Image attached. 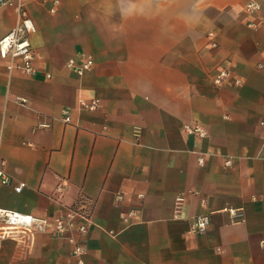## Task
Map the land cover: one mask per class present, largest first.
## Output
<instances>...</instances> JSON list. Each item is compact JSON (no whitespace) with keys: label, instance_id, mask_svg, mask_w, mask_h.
I'll return each mask as SVG.
<instances>
[{"label":"crops","instance_id":"crops-1","mask_svg":"<svg viewBox=\"0 0 264 264\" xmlns=\"http://www.w3.org/2000/svg\"><path fill=\"white\" fill-rule=\"evenodd\" d=\"M248 1L0 5V38L20 11L35 27L34 72L0 65V156L10 176L0 207L52 219L86 198L84 264H264V0L254 12ZM84 56L92 65L80 75ZM220 68L228 78L216 85ZM185 123L207 136L186 135ZM229 207L244 220L231 222ZM200 214L209 225L190 232ZM70 250L49 232L20 235L2 240L0 264H75Z\"/></svg>","mask_w":264,"mask_h":264},{"label":"built area","instance_id":"built-area-1","mask_svg":"<svg viewBox=\"0 0 264 264\" xmlns=\"http://www.w3.org/2000/svg\"><path fill=\"white\" fill-rule=\"evenodd\" d=\"M13 0H0V5L12 4ZM59 4V0H51L50 11L54 12ZM21 6V5H20ZM19 6V7H20ZM256 1H248L244 5V9L248 12H254L258 9ZM35 31L32 20L20 11L18 21L15 26L0 38V65H3L7 72L14 70L22 73H33V50L30 43V35ZM212 34L209 33V36ZM211 47H215L216 42L211 39L209 42ZM68 66H74L72 60L67 62ZM92 65L91 56H84L83 61L75 66L78 74H83ZM228 78V71L225 68H220L211 77L212 82L216 85L222 84ZM79 105L82 108L93 110L98 105V100L93 99L85 101L79 100ZM62 119L64 122H70V115L67 108L61 110ZM264 126V120L260 121ZM182 130L186 135L194 137L207 136L206 130L198 123H185ZM198 163L203 161L202 156H198ZM230 160H226L225 164H229ZM0 184L10 185V176L5 170V161L0 156ZM25 187L24 182H19L13 186V190L20 192ZM119 198V196H117ZM185 202L184 194L180 193L174 198V216L180 217L183 205ZM231 219V222H241L244 220L243 211L241 208H226L225 209ZM133 212H129L127 216H131ZM92 211L90 204L86 198L82 197L75 205L67 208V210L52 219L38 217L31 214H24L0 207V244L5 238L19 237L25 235L32 236L36 232H49L55 238H62L71 245L70 256L75 264H84L86 254V236L88 228L92 224ZM209 225V216L200 214L194 216L189 222V231L200 233L206 230Z\"/></svg>","mask_w":264,"mask_h":264}]
</instances>
